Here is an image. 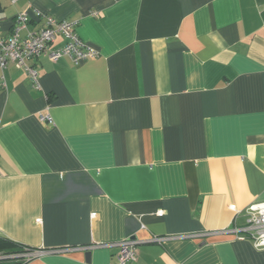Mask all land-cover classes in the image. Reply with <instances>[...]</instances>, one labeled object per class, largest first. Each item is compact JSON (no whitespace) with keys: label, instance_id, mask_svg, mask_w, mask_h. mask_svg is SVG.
Returning a JSON list of instances; mask_svg holds the SVG:
<instances>
[{"label":"crops","instance_id":"crops-1","mask_svg":"<svg viewBox=\"0 0 264 264\" xmlns=\"http://www.w3.org/2000/svg\"><path fill=\"white\" fill-rule=\"evenodd\" d=\"M37 12L100 57L37 58L40 90L0 69V240L45 252L26 264H118L127 239L132 264H264L229 232L264 202V0H0L1 36Z\"/></svg>","mask_w":264,"mask_h":264},{"label":"built area","instance_id":"built-area-1","mask_svg":"<svg viewBox=\"0 0 264 264\" xmlns=\"http://www.w3.org/2000/svg\"><path fill=\"white\" fill-rule=\"evenodd\" d=\"M37 17L43 19L44 25L38 31H29V17L26 13L19 14L16 18V26L9 38L0 34V69L3 71L8 65L13 64L18 69L24 70L30 78L33 87L40 90L39 74L31 66V62L41 56H46L51 62H57L62 58H68L75 65L85 61L95 60L100 57V52L83 42L75 32V24L67 20H57L52 16L37 12ZM27 31L25 38L21 32ZM58 38L65 40V45L53 50L51 47ZM40 121L46 124H54L50 115L40 114ZM242 213L246 217L243 227H236L229 231L235 236L250 240L257 250H264V202H258L248 206ZM228 232V231H227ZM204 234H192L187 238H197ZM163 237H155L153 243L162 244ZM140 242L127 239L119 242L117 255L118 264H132L138 259V247ZM65 250H54L50 253H60ZM45 252L22 248L20 252L4 253L0 251V263L14 261L18 264H26L33 259L39 258Z\"/></svg>","mask_w":264,"mask_h":264},{"label":"trees","instance_id":"trees-1","mask_svg":"<svg viewBox=\"0 0 264 264\" xmlns=\"http://www.w3.org/2000/svg\"><path fill=\"white\" fill-rule=\"evenodd\" d=\"M21 249L22 247L17 244H14L7 240H0V251L1 252L10 254V253L20 252ZM0 264H18V263H15L14 261H5V262H1Z\"/></svg>","mask_w":264,"mask_h":264},{"label":"water","instance_id":"water-1","mask_svg":"<svg viewBox=\"0 0 264 264\" xmlns=\"http://www.w3.org/2000/svg\"><path fill=\"white\" fill-rule=\"evenodd\" d=\"M90 256H91V253H87V258H90Z\"/></svg>","mask_w":264,"mask_h":264}]
</instances>
